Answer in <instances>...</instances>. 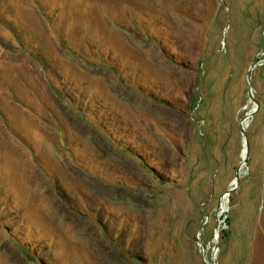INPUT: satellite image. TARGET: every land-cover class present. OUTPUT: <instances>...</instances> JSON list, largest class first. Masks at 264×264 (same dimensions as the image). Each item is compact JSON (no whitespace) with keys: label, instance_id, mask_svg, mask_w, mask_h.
Here are the masks:
<instances>
[{"label":"rangeland","instance_id":"obj_1","mask_svg":"<svg viewBox=\"0 0 264 264\" xmlns=\"http://www.w3.org/2000/svg\"><path fill=\"white\" fill-rule=\"evenodd\" d=\"M0 264H264V0H0Z\"/></svg>","mask_w":264,"mask_h":264},{"label":"water","instance_id":"obj_2","mask_svg":"<svg viewBox=\"0 0 264 264\" xmlns=\"http://www.w3.org/2000/svg\"><path fill=\"white\" fill-rule=\"evenodd\" d=\"M257 64H258V62H257V61H254V62L250 65V67H249V69H248V82H249V83L251 82V81H250V76L252 75V71H253L254 67H255ZM242 132H243V134H244V145L246 146V147H245L246 150H245V153H244V161H245V162H248V159H249V141H248V138H247V135H246V128H245V126H244L243 124H242ZM239 178H240V172L237 171L236 179H235V181H236V185L233 186V187H231V188H229L228 191H227V193H230L231 190L235 189V187L239 184ZM198 239H200L199 236H198Z\"/></svg>","mask_w":264,"mask_h":264},{"label":"trees","instance_id":"obj_3","mask_svg":"<svg viewBox=\"0 0 264 264\" xmlns=\"http://www.w3.org/2000/svg\"><path fill=\"white\" fill-rule=\"evenodd\" d=\"M227 220H228V223H229V222H230V217H229V215L227 216ZM224 231H225V233H228V232H229V229L224 228Z\"/></svg>","mask_w":264,"mask_h":264},{"label":"bare ground","instance_id":"obj_4","mask_svg":"<svg viewBox=\"0 0 264 264\" xmlns=\"http://www.w3.org/2000/svg\"><path fill=\"white\" fill-rule=\"evenodd\" d=\"M246 125H247V122H246ZM246 147V146H245Z\"/></svg>","mask_w":264,"mask_h":264}]
</instances>
